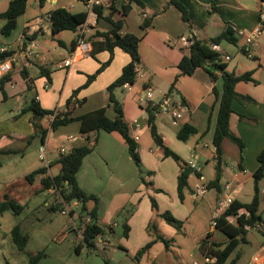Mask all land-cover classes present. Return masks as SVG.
<instances>
[{
	"label": "crops",
	"instance_id": "0c3cea01",
	"mask_svg": "<svg viewBox=\"0 0 264 264\" xmlns=\"http://www.w3.org/2000/svg\"><path fill=\"white\" fill-rule=\"evenodd\" d=\"M10 1L0 0V13L7 9ZM100 1L104 4L103 18L97 20L96 14L86 8L84 0H46L43 6L39 5L38 0H28L25 12L18 16L16 27L10 35L4 36L0 31V47H7L14 57L11 68L0 73V80L3 79L4 85V92L0 88V157L4 158L0 161V169H2L0 173V199L3 198L5 193L10 195L12 186L22 182L28 173L37 168L45 167L43 162L37 165L36 161H28L27 153H24L26 147L32 141L28 142V137L33 133V128L30 123L31 112H22V109L32 97H35L45 110L55 111V109H59L60 111L68 109L70 116L74 119L99 108L105 109V115L108 118L115 116V111L108 104L107 87L121 74L122 68L130 61L129 55L118 47L114 48L111 62L95 76L92 82L76 94L75 99L79 103L71 102L67 107L66 101L71 97L73 91L83 86L88 76L96 73L101 64L108 60L109 53L108 51H99L93 57L91 55L92 45L90 44L88 53L80 55L76 51L72 63L61 66V63L69 58L76 48V46L72 47L73 42L76 41V32L66 33L61 31L53 35L47 20L48 15L56 8H65L73 13L87 12L88 30L84 37L92 35L96 30L106 31L109 24L104 17L109 15L110 9L106 4V0ZM177 1L186 8V20L182 18V12L172 4V0H117L112 15L114 20L124 19L125 21L121 34L129 32L140 38L138 52L144 73L143 77L135 79L129 89L117 87L114 89L113 94L122 108L131 137L136 131L139 133V139L135 143L136 151L142 163L150 169L162 168V171H159L158 174L161 179H158L157 185L165 188L169 184L170 194L174 196L175 201L170 204L165 202L163 195L157 194L156 197L164 205L175 209V211H178L176 187L179 165L173 163L170 157L166 158L162 153V149L154 143L146 123L148 114L138 104L137 97L141 94L144 86H152L155 89L157 98L161 94L171 91L175 100H182L188 106V111L184 113L183 119L177 125V128L175 127V130L172 129L174 125L163 114L155 116V124L158 132L163 137L165 145L177 153L183 161L187 162L194 155L199 165V171L198 174L192 173L189 175L187 190L190 198L195 199V185L198 183L207 184L215 177L212 137L216 126L219 102L218 99H215L212 88L215 87L220 95L223 80L222 77H218L215 82H212L204 69H197L192 75L178 76L180 72L178 63L183 55L188 54V50L176 43L177 38L182 34H189L194 35L199 40H210L227 27H230L235 32L238 40L239 38L242 39V46L244 38L238 34V31L247 33L257 26L259 9L263 2L262 0ZM126 5H129V9L127 13H123ZM36 18H39L40 21ZM144 19L151 20V24L147 28L142 27ZM4 22L0 19V29ZM27 28H29V36L38 29L45 32L44 35L39 34L33 39L39 42L40 50L38 55L30 58L21 55L28 42V40L22 39ZM260 39L263 40L258 42ZM221 43L219 45L222 48ZM263 43L264 33L258 37L251 51H259ZM225 53L227 54V52ZM252 55L251 58L257 59L256 54L252 53ZM225 64L227 70V62ZM38 67H44L49 71L50 83L47 82L45 76L40 75ZM22 68L27 72L26 79L32 81L31 90H28L26 79L20 74ZM231 71H234L236 75L242 74L234 69ZM176 77L177 80L174 86L171 87ZM28 94H31L29 98H27ZM239 94L249 96L252 99L249 101H243L240 98L234 99L231 105L233 112L229 119V129L232 134L242 141L243 148L227 138L222 141V172L219 188H208L207 191L210 192L208 202L212 213L215 212L218 202L227 194L243 203L250 202L253 197L254 172L260 164L258 154L264 148V94L251 89ZM11 98L14 99L12 106L9 105ZM134 121L139 123V128H135ZM49 124L48 117L41 119V125L44 128L49 127ZM183 124H190L197 130V133L190 135L186 141L179 140L176 136L177 130ZM60 128H65V131L58 138L52 139L51 137V132L55 130H50L45 138L52 162L46 173L35 176L30 184L36 185V183H39L36 192L40 188L43 177L53 176L58 172L59 166L54 164L57 160L55 159V152L61 146L68 150L73 146L90 145V138L95 136L94 132L81 134L80 121L76 120L59 126L57 130ZM146 130L150 135V143H144L142 140ZM115 133L119 134L111 132V134ZM68 136H72L73 140H68ZM52 144H57V146L52 148L50 147ZM36 158L40 161L38 156ZM206 168L208 176L205 173ZM52 169L54 172H52ZM225 184H228L229 188H225ZM259 186L260 223L264 225V177ZM2 187H8V189L1 191ZM79 187L87 194H92L80 185ZM143 187H138L131 195L126 192L121 195L123 199H128V201H142L140 210L128 219L127 224L128 243L131 242V237L136 236L138 238V233L141 236L138 242L134 244L135 246L133 245L134 251L145 241L142 232L150 214L147 212L150 203L145 199L144 192H142ZM145 189L146 193L150 192L147 187ZM115 195L117 196L118 192L115 188H112V191L108 194L109 202L114 200ZM247 198H249L248 201ZM179 202L181 203L180 200ZM45 204L49 205L50 203L45 202ZM95 205L98 208L97 203L90 200L86 203V208L92 209ZM121 210V204L116 205L113 209L106 208L103 222L100 223L98 217V223L104 228L107 226L113 230L116 226L115 218ZM181 216L182 213L179 214V217ZM255 231L257 233H251V238L249 235L247 236L248 244L253 249L247 264H264V254L260 252L262 245H264V230ZM203 233L201 232L199 236ZM207 233H210V239L217 242L225 243L227 240L226 236L216 228L211 227L207 230ZM104 235L107 236L105 233ZM203 237H200L199 240ZM256 254L260 256L259 261L252 262V258ZM203 261L194 260L192 264L194 262L203 264ZM150 264H154V262L151 261Z\"/></svg>",
	"mask_w": 264,
	"mask_h": 264
},
{
	"label": "trees",
	"instance_id": "16d2710c",
	"mask_svg": "<svg viewBox=\"0 0 264 264\" xmlns=\"http://www.w3.org/2000/svg\"><path fill=\"white\" fill-rule=\"evenodd\" d=\"M117 0H106V4L110 9L109 15L104 17L109 24V28L106 31L96 30L92 35L88 37H83L85 41L92 45L91 55L94 57L99 51H108V60L101 64L97 69L96 73L87 77L86 83L80 88L73 91L71 97L66 101V106L69 104L79 102L75 99L76 94L84 87H86L95 76L101 72L110 62L113 56L114 48L118 47L126 52L130 61L122 68L121 74L107 87L108 91V104L115 111V116L113 118H108L105 115V109L99 108L94 111L88 112L78 118H73L70 116L69 110L67 109L63 114H56L53 121L49 124V127L44 128L41 125V119H43L48 114H53L54 111H48L43 109L35 97H32L28 104L22 109V112H31L30 123L33 128V133L28 137V142L34 137L38 136L41 142L45 141V138L50 130H56L59 126L68 124L74 120L80 121V133L87 134L89 132H98L99 130L105 131L107 133L117 132L124 139L127 145V151L130 157L139 164L140 157L136 151V143L131 137L129 132V126L124 119V114L119 103L116 101L113 91L117 87H121L124 83H134L135 82V72L134 64L140 61V55L138 52V43L140 38L132 33L121 34V30L124 27V19L114 20L112 15L115 11V3ZM264 2V0H262ZM28 0H11L7 9L0 13V19L4 20L0 31L4 36L10 35L12 30L16 27V20L19 15L25 12ZM46 0H38L40 6H43ZM174 4L181 12L182 18L187 19L186 8L184 5L177 0H172ZM94 13L96 14L97 20L103 18L104 4L100 3L92 7ZM129 5L124 6L123 13H127ZM87 12L73 13L65 8H56L49 14V25L52 34H57L61 31H75L78 26L86 21ZM151 24L150 19H144L142 23L143 28H147ZM29 28L25 30L24 37L25 40H33L39 34L44 35L42 29H38L31 36L28 34ZM227 42L230 44H237L238 38L235 32L227 27L219 35L210 40H200L196 41L188 50V54L183 55L178 63L179 75H192L197 69H204L212 82H215L218 77H222L223 86L222 92L219 95L215 87L212 88V93L215 99H218V111L216 118V126L212 137V145L216 148V162H215V177L207 183V188H219V180L221 178L222 172V141L227 138L230 141L238 144L240 148H243L242 141L231 133L229 129V119L233 112L232 101L234 99H241L243 101L252 100L249 96L239 94L235 90V86L240 81H252V71H246L242 74L236 75L234 71H227L225 62H222L219 55L211 50L209 44L221 42ZM77 41H74L72 47L74 48ZM12 55L11 51L0 52V62L6 60ZM40 75L45 76L47 82H51L50 73L44 67H38ZM20 74L23 78H27V72L24 68L21 69ZM175 78L171 87L174 86ZM28 90L32 89V81L27 80ZM1 91L4 92L3 79L0 80ZM147 126L154 143L162 149V153L165 157L173 158L179 165V173L177 175V195L178 198L183 201L184 190L189 187L188 178L192 173L195 172L189 165L188 162L183 161L177 153L165 145L162 135L158 132L155 124V115L151 109H147ZM197 133V130L190 124H183L176 132V136L179 140L186 141L190 135ZM97 143V136L90 138V145L73 146L68 149V151L61 155L54 164L59 166L58 172L53 176H45L41 179L40 192H45L46 188L49 186H58L61 189V193L65 202L70 203L72 201H77L79 203L78 214L81 216L88 213L92 220L89 225L84 230V237L82 242L87 247H93L95 243V237L98 234H104L105 228L98 223V208L95 205L92 209L86 208V203L90 200L96 202L95 195L87 194L82 190L77 182V173L79 172L83 159L85 156L90 154L95 148ZM259 167L254 172V192L253 197L250 202L243 203L239 200L233 199L231 204L220 213L219 217L216 219L215 228L222 232L227 240L225 243L217 242L210 239V233H207L205 237L201 238L197 243V248L203 257H216L213 263L205 264H236L240 258L242 252L239 249L241 244L248 243V233L249 231L245 229V225H249L251 228L255 226L256 223H260V181L264 177V148L258 154ZM48 167L37 168L25 176V181L31 184L38 174L46 173ZM152 207L157 208L156 202L151 200ZM50 210L54 211L60 208L56 205H47ZM24 209V204L19 203L13 199L8 193L3 195L0 199V215L5 211H11L14 214H20ZM76 210H72L71 214ZM159 216L163 217L168 224L179 227L181 221L176 219L170 212L160 213ZM232 217L233 221L229 218ZM125 226V235L127 236L128 226ZM10 235L13 242L19 249H23L27 243L28 235L21 229V224H15L11 230ZM163 240L162 238H158ZM150 243L143 246L138 254L143 253ZM41 253L34 255H29L28 264H36L40 258Z\"/></svg>",
	"mask_w": 264,
	"mask_h": 264
},
{
	"label": "rangeland",
	"instance_id": "374dc122",
	"mask_svg": "<svg viewBox=\"0 0 264 264\" xmlns=\"http://www.w3.org/2000/svg\"><path fill=\"white\" fill-rule=\"evenodd\" d=\"M65 32L71 33L70 31ZM241 42L242 39L239 38L237 44L225 41L221 43L222 48L230 57V60L226 61L227 70L234 69L240 73L252 71V77L257 83L240 81L235 89L239 93L251 89L264 94V43L259 51L253 50L252 53L257 56V59H254L241 50ZM30 95L28 94L27 98ZM13 100L12 98L9 100V105H13ZM175 127L177 128V126H172V129L175 130ZM64 129L52 131V139L58 138L65 131ZM94 134L98 136L96 146L83 159L77 177L79 185L95 195L100 223L104 220L106 208L113 209L121 204L122 210L115 218L114 229L111 230L105 226L104 233L109 239L108 246L105 249L95 245L87 247L73 229V226L78 225L80 221L78 211L75 209L74 216H69L68 214L62 215L59 209L50 210L45 202H49V206L53 205V198L39 190L35 191L39 183L30 185L23 179L22 182L12 186L10 195L19 203L24 204V209L20 214H14L8 210L0 215V264H28L29 255L37 253H41V256L36 264H150L151 261L154 264H192L194 260L202 262L203 257L198 251L197 243L199 238L203 237L212 227L213 213L209 209L210 192H207L208 189L203 197L195 196V199H191L188 190L185 189L183 201L177 198L178 211H175L156 197L157 194L163 195L165 202L170 204L175 201L174 196L170 194L169 184L165 188L157 185L158 179H161L158 174L162 168L150 169L142 163L141 159L137 164L130 158L127 145L119 134H111L102 130ZM149 139L150 135L146 130L142 140L144 143H150ZM39 145L40 139L36 136L24 152L27 153V160L36 161L37 165L41 164V161L36 158ZM56 146L57 144H52L50 147ZM170 159L173 163H177L173 158L170 157ZM2 160L4 158L0 157V161ZM205 170L208 176L207 168ZM1 172L2 169H0ZM52 172H54L53 169ZM141 186H144L142 192L150 203L147 211L150 214L142 232L145 241L134 251V244L141 236L138 233V238L133 236L131 242L128 243L124 225L128 224V219L140 210L142 201H128L121 195L125 192L131 195ZM146 187L149 193H146ZM2 188L1 191L8 189V187ZM112 188H115L118 195H115L114 200L109 202L108 194ZM151 200L156 202L157 208L152 207ZM246 200L248 201L249 198ZM165 211L181 221L179 227L168 224L163 217L159 216ZM181 213L182 216L179 217ZM17 223L21 224L22 231L28 235L23 249L16 246L10 235L11 228ZM201 232L204 233L199 236ZM251 233L257 232L251 230L248 234L250 238ZM148 243H150L149 247L143 253L138 254V251ZM251 247L248 243L240 245L239 249L242 254L236 264H247L253 251Z\"/></svg>",
	"mask_w": 264,
	"mask_h": 264
},
{
	"label": "built area",
	"instance_id": "2783aa9c",
	"mask_svg": "<svg viewBox=\"0 0 264 264\" xmlns=\"http://www.w3.org/2000/svg\"><path fill=\"white\" fill-rule=\"evenodd\" d=\"M99 3H100V0H84V4L86 8L92 13H94L92 7ZM48 19H49V15H48L47 20ZM36 20L40 21L39 18H36ZM87 24L88 23L85 21L83 24H81L80 26L76 28L75 30L76 41H77L76 48L74 52L72 53V55H70L69 58L65 59L61 63L62 64L61 66L70 65L73 61V55L76 53V51L80 55H84L90 51V43L85 41L83 38L84 34L88 30ZM262 33H264V2H262L261 7L259 9L257 26L252 31H249L247 33L243 31H238V34L244 38L243 44L241 46V50L244 53H246L247 56L249 57L253 56L251 49L253 47V44L256 42V40ZM22 39L25 40L24 35ZM196 41H200V40L197 39L194 35L182 34L177 38L176 43L179 46L184 47L187 50H189L190 47ZM209 46L211 50H213L219 55V58L222 62H226L227 60H230L229 55L225 53V51L220 47L219 44L210 43ZM8 50L9 49L5 46L0 47L1 53L6 52ZM39 50H40L39 42L36 40H29L24 50L21 52V55L25 58L34 57L38 55ZM13 60H14V57L11 55L6 60L0 62V73L8 71L11 68V63L13 62ZM134 72H135V79L143 77L144 73L142 71L140 61L134 64ZM131 85H132L131 83L126 82L121 87L129 89ZM172 94L173 93L170 91L165 94H161L159 98H157V95L155 94V89L152 86H144L141 94L138 95L137 97V102L146 112H147V109H151L155 116L158 114H163L166 117H168L172 125L177 126L183 119L184 113L188 111V106L182 100H175L172 97ZM65 111L66 109L60 110V111L59 109H55L53 114H48L45 117H48V120L51 123L53 119L55 118L56 114H63ZM133 125L135 126V128H139L140 126L139 123L135 121L133 122ZM132 138L134 139L135 142L139 139L138 131L134 133ZM67 139L71 141L73 140V137L68 136ZM67 151L68 150L65 147L61 146L55 152V159H58L61 155L65 154ZM212 151H213L214 161L216 162V156H217L216 148L213 147ZM37 156H38V159L45 164V167H48L50 163L52 162V159L49 157L48 147L45 141L42 142L40 146L38 147ZM187 162L189 163L190 167L195 172L199 171V165L196 162L194 155H192ZM194 188H195V192H194L195 196H199V197H203L208 189L206 183H198L195 185ZM225 188H229V185L225 184ZM61 189L62 188L58 186L51 185L48 188H46L44 193L48 196L50 195L53 198V201H52L53 205L59 206L60 213L62 215L68 214L69 216H74L76 211L72 214H71V211L77 209L79 206V203L76 200L70 203L65 202L63 195L61 193ZM232 201H233V197L230 194H227L218 202L217 208L212 215V221H211L212 228H215L216 219L219 217L220 213L224 211L231 204ZM91 220H92L91 216L88 213H86L80 216V221L78 225L73 226V229L75 230V232H77L81 240H83L84 230L87 227V225L91 223ZM229 220L233 221V218L230 217ZM245 229H247L248 231L261 230V229L264 230V225L262 223H256L253 228H251L249 225H245ZM103 236H104V240H102ZM107 241H109L107 236H105L104 234H98L95 237L94 245L105 249V247L108 246ZM260 252L264 254V245H262ZM259 257L260 256L258 254L254 255L252 258V262H258ZM203 260H204L203 264L213 263L216 260V257H212V258L204 257ZM193 264H198V263L194 262Z\"/></svg>",
	"mask_w": 264,
	"mask_h": 264
}]
</instances>
